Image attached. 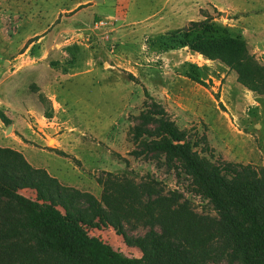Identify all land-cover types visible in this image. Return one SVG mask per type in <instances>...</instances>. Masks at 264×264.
Wrapping results in <instances>:
<instances>
[{"label": "rangeland", "instance_id": "1", "mask_svg": "<svg viewBox=\"0 0 264 264\" xmlns=\"http://www.w3.org/2000/svg\"><path fill=\"white\" fill-rule=\"evenodd\" d=\"M205 18L241 33L264 65V0H0V111L10 120L0 117V146L98 199L108 183L132 188L129 235L161 231L177 210L180 227L196 220L205 236L219 218L211 202L182 168L142 153L147 137L134 135L140 114L158 104L212 162L264 167V95L182 45L191 21ZM88 231L142 255L112 226ZM200 245L206 264H227L218 238Z\"/></svg>", "mask_w": 264, "mask_h": 264}, {"label": "trees", "instance_id": "2", "mask_svg": "<svg viewBox=\"0 0 264 264\" xmlns=\"http://www.w3.org/2000/svg\"><path fill=\"white\" fill-rule=\"evenodd\" d=\"M182 45L220 61L237 73L240 84L264 95V65L232 27L209 18L191 21ZM154 105L140 114L135 127L136 139L147 137L142 153L162 155L192 178L197 192L219 215L211 222L213 230L197 237L203 226L194 220L180 227L176 210V221L160 220L161 231L152 226L144 235H129L124 221L136 211L132 188L108 183L98 199L33 167L20 151L0 146V264H206L208 254L200 243L208 236L219 239V254L226 256L227 264H264V167L212 162L195 150L197 142L166 118L160 105ZM0 117L10 123L1 111ZM23 189L34 190L35 198L25 196ZM102 226H112L142 255H127L89 234V228Z\"/></svg>", "mask_w": 264, "mask_h": 264}, {"label": "water", "instance_id": "3", "mask_svg": "<svg viewBox=\"0 0 264 264\" xmlns=\"http://www.w3.org/2000/svg\"><path fill=\"white\" fill-rule=\"evenodd\" d=\"M11 127H12L11 125L8 126L7 132L10 131Z\"/></svg>", "mask_w": 264, "mask_h": 264}, {"label": "crops", "instance_id": "4", "mask_svg": "<svg viewBox=\"0 0 264 264\" xmlns=\"http://www.w3.org/2000/svg\"><path fill=\"white\" fill-rule=\"evenodd\" d=\"M1 146H6V145H1Z\"/></svg>", "mask_w": 264, "mask_h": 264}]
</instances>
